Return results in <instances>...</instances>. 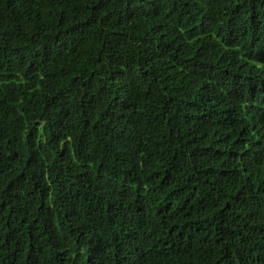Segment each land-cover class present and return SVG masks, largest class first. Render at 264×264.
Masks as SVG:
<instances>
[{
  "label": "trees",
  "instance_id": "trees-1",
  "mask_svg": "<svg viewBox=\"0 0 264 264\" xmlns=\"http://www.w3.org/2000/svg\"><path fill=\"white\" fill-rule=\"evenodd\" d=\"M0 264H264V0H0Z\"/></svg>",
  "mask_w": 264,
  "mask_h": 264
}]
</instances>
